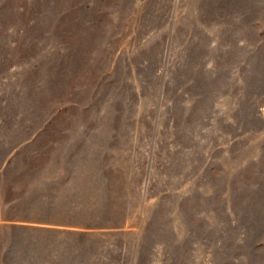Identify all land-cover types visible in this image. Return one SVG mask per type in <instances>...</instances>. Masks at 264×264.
<instances>
[{"label":"rangeland","instance_id":"obj_1","mask_svg":"<svg viewBox=\"0 0 264 264\" xmlns=\"http://www.w3.org/2000/svg\"><path fill=\"white\" fill-rule=\"evenodd\" d=\"M0 264H264V0H0Z\"/></svg>","mask_w":264,"mask_h":264}]
</instances>
